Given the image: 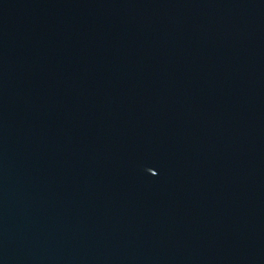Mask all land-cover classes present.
<instances>
[{
    "label": "water",
    "instance_id": "water-1",
    "mask_svg": "<svg viewBox=\"0 0 264 264\" xmlns=\"http://www.w3.org/2000/svg\"><path fill=\"white\" fill-rule=\"evenodd\" d=\"M0 264H264V0H0Z\"/></svg>",
    "mask_w": 264,
    "mask_h": 264
}]
</instances>
